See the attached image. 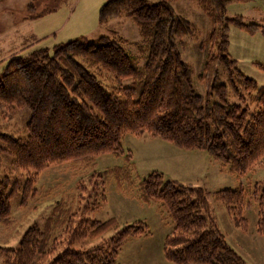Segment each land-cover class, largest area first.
Here are the masks:
<instances>
[{"label":"trees","instance_id":"16d2710c","mask_svg":"<svg viewBox=\"0 0 264 264\" xmlns=\"http://www.w3.org/2000/svg\"><path fill=\"white\" fill-rule=\"evenodd\" d=\"M168 1L107 0L99 13L106 34L98 44L76 38L52 51L28 47L0 62L1 223H9L10 200L18 192L20 205L35 200L41 172L65 162L73 175L91 168L100 154L123 153L120 140L126 133L145 132L184 149L207 150L239 179L260 164L264 84L238 69L228 51L227 28L234 23L251 33L262 26L242 15L226 16L227 5L241 0H193L211 25L200 42L206 53L198 91L195 68L183 59L179 46L185 37H198L199 30L175 14ZM120 17L135 24L137 40L130 42L109 25ZM23 109L30 116L25 133L17 135L12 121ZM101 187L92 188L94 199L84 210L105 201ZM140 187L143 200L160 201L171 217L164 248L169 261L245 264L216 227L202 187L165 179L156 170ZM213 199L247 228L243 212L249 201L243 187L219 188ZM255 199L256 231L264 234V192ZM73 200L55 201L43 223L26 228L17 247L0 245V264H118V251L128 236L149 234L142 221L118 229L115 217L86 218L74 211ZM99 237L92 247H74Z\"/></svg>","mask_w":264,"mask_h":264},{"label":"rangeland","instance_id":"374dc122","mask_svg":"<svg viewBox=\"0 0 264 264\" xmlns=\"http://www.w3.org/2000/svg\"><path fill=\"white\" fill-rule=\"evenodd\" d=\"M106 1L0 0V62L28 47H46L52 51L56 44L76 38H84L87 42L98 44L99 37L106 34L105 27L99 21L100 9ZM147 1L156 3L162 0ZM168 3L175 14L194 23L199 30L196 38L185 37L184 45L179 46V49L183 59L195 68L194 78L198 84L196 89L200 91L202 85L197 77L206 53L200 42L206 38L211 27L210 22L193 0H169ZM235 15H242L247 22L262 26L256 27L251 33L234 23H228L227 28L228 51L231 57L236 59L238 69L262 85L264 0L229 3L226 16ZM109 25H114L130 42L138 39L137 28L128 18H116L110 21ZM128 48L135 50L133 46ZM20 111L26 115L21 118L20 113L12 121L11 130L17 135L25 133L22 128L30 116L28 109ZM120 143L123 153L100 154L91 168L77 171L75 175L72 174L73 170L67 167V162L50 166L41 172L35 184V200L20 205L19 192L11 198V219L9 223L0 222V245L17 247L26 228L33 223H43L55 201L72 197L74 211L86 218L103 221L115 217L119 222L118 229L138 221L145 223L149 234L128 236L118 251V264H174L168 260L164 250L166 238L171 234L173 227L169 212L160 201H145L141 196L140 182L156 170L162 172L165 179L202 187L206 191L210 215L226 242L245 264H264V234L256 231L255 199L264 192V157L260 164L239 179L229 173L227 166L223 167L207 150L184 149L145 132L126 133ZM102 184L105 201L95 209L84 210L83 208L89 206L94 199V191H100ZM238 186L243 187L249 201L243 212L248 220L246 229L239 224L238 216L229 213L222 203L213 199L215 190ZM113 233L111 231L105 236ZM101 239L102 237L87 240L75 244L74 247L89 248L98 244Z\"/></svg>","mask_w":264,"mask_h":264}]
</instances>
